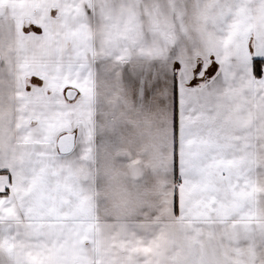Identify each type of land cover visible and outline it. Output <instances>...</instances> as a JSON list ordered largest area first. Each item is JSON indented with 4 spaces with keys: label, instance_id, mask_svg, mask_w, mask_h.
Returning <instances> with one entry per match:
<instances>
[{
    "label": "snow or ice",
    "instance_id": "obj_1",
    "mask_svg": "<svg viewBox=\"0 0 264 264\" xmlns=\"http://www.w3.org/2000/svg\"><path fill=\"white\" fill-rule=\"evenodd\" d=\"M0 264H264V0H0Z\"/></svg>",
    "mask_w": 264,
    "mask_h": 264
}]
</instances>
